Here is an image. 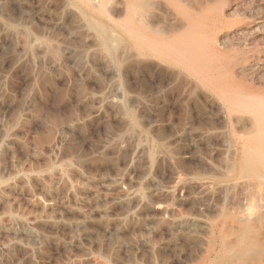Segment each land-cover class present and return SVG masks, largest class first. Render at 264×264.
<instances>
[{"label": "rangeland", "instance_id": "rangeland-1", "mask_svg": "<svg viewBox=\"0 0 264 264\" xmlns=\"http://www.w3.org/2000/svg\"><path fill=\"white\" fill-rule=\"evenodd\" d=\"M211 1L147 0L154 8L136 17L168 36L181 10L235 3L225 20L246 31L223 43L252 67L264 51V0ZM125 2L103 0L100 14L78 0H0V264L199 261L203 224L224 205L202 180L223 161L211 99L141 56L118 26ZM101 29L120 44L103 45Z\"/></svg>", "mask_w": 264, "mask_h": 264}, {"label": "bare ground", "instance_id": "bare-ground-1", "mask_svg": "<svg viewBox=\"0 0 264 264\" xmlns=\"http://www.w3.org/2000/svg\"><path fill=\"white\" fill-rule=\"evenodd\" d=\"M78 1L88 9H92L93 5H96L95 0ZM98 1L97 3H102L100 6L96 5L99 8L98 13H105L107 8L103 7V0ZM145 1L147 0H126L123 4L125 7L123 10L126 11L118 26L122 33L126 34L128 41L136 46L141 56L153 58L162 64L173 67L209 94L216 125L215 137L221 148L220 154L223 156V161L218 165L216 173L202 179L206 182V187L208 185L210 189L220 192V195L224 197V200L221 197L224 205L218 214L203 224L204 232L208 235L202 244L197 264H264V80H261L263 78L259 76L264 74V67L261 66L264 64V51L257 57L255 56V64L252 67L250 64L247 65L249 58L237 62L233 61L235 57L233 58L230 54L233 47L228 45V42L227 45H224L225 41L223 40L230 38L229 36L234 33L236 35L246 31L243 29V24L235 23L236 19L235 21L225 20V11L231 12L236 5L235 3H233L234 7L228 6L226 10L223 9L227 0L224 1L226 3L223 4V8L220 7L222 6L220 4L219 7L222 10L218 9V6L202 10L201 13L181 10L184 23L181 26L178 25L179 28L174 25L177 29H173L170 35L165 36L159 30L154 29L155 26L150 25L149 21H144L147 18L146 15L145 19V16L143 19L138 17L143 16L144 10L148 12L147 10L154 8L153 5L149 8L146 2L148 5V9H146ZM220 1L222 3V0ZM105 3L108 4L107 1ZM73 6H75L74 3ZM138 13H141L137 16L138 20L141 19L142 22L136 19ZM148 16L151 15L148 14ZM148 19L150 20V17ZM110 21L112 22V19ZM91 22L94 25L93 21ZM145 22L148 25L144 24ZM98 23L102 24L101 20ZM98 26L100 25L98 24ZM98 28L100 31V27ZM102 30L100 36L103 45L107 46L109 42H113L112 45H115L114 43L120 44L118 40L120 36L117 38L118 35L116 34L117 36L114 35L116 36L114 38L105 32L106 30ZM112 45L111 47L115 48ZM107 48L105 47V50ZM249 66L250 68H248ZM251 76L253 79L259 76L258 80L260 79L261 82L252 81L248 78ZM133 131H135L134 128ZM231 193H234L237 199L235 197L230 199ZM138 194H132L131 199L137 200ZM126 198H128L127 195ZM11 221L14 220L11 219ZM177 225L179 224L173 222L171 227L178 228ZM186 225L182 223L180 227H186ZM195 227L198 226L195 225Z\"/></svg>", "mask_w": 264, "mask_h": 264}]
</instances>
